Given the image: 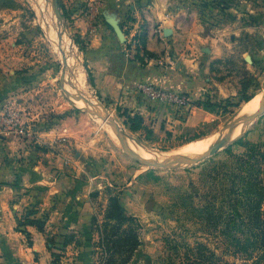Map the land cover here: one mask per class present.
<instances>
[{
    "label": "rangeland",
    "instance_id": "obj_1",
    "mask_svg": "<svg viewBox=\"0 0 264 264\" xmlns=\"http://www.w3.org/2000/svg\"><path fill=\"white\" fill-rule=\"evenodd\" d=\"M17 1L20 7L15 10V15L9 14L12 19L0 16V24L5 20L13 22L14 19H18L21 28L29 36L22 32L14 38L13 42L26 48L33 45L35 47L24 48L30 60L23 66L13 58L6 60L0 56L2 70L0 106L11 100L13 103L16 102V105L25 107L23 102L26 95L31 94L33 96L31 100L34 101V107L37 108L35 112L39 118V122H36L35 128L31 127V130H37L39 127L41 130H49L53 125L61 124L59 121L67 119L66 117L73 118L66 127L68 131H65L71 136V143H66L71 161L65 164L57 163L53 159V162L47 163L46 166L53 168L63 164L65 171H72L67 175L73 174L74 168L78 166L84 169L82 176L76 179L77 182L71 180L74 185L63 196L85 195L89 203L96 205L92 211L94 231L87 238L92 264H104L107 259L97 234L100 233L99 226L103 227L105 221L103 216L108 209L111 196H118L127 215L135 219L132 228L140 243L136 251L130 255L129 261L132 264H253V262H259L263 247L259 242V233L255 230L256 225L248 220L243 208L238 212L234 210L232 199L235 200L241 193L233 189L234 193H231V197L227 196L229 193L227 188L230 184L222 179H225L227 170L234 168V158L244 154L248 144L264 143V116L257 118L248 131L228 149H222L214 156L191 167L154 168L143 165L118 147L104 117L76 107L77 104L69 99V95L67 96L63 55L53 43V41L59 42V32L63 26L53 15L52 4L46 0H38L41 3L39 9L31 0ZM59 2L64 6L63 14H66L64 23L67 33L63 35V42L66 51L70 53V56L67 55L68 65L71 69H75V83L85 85L82 87L86 94L104 105L112 118L128 135L151 151L172 152L173 155L188 146H196L199 141L205 142L209 137L212 141L213 139L216 141L231 126L230 122L237 115L246 116L250 109L249 105L257 98V95L264 94V61H254L256 63L254 67H252L253 61L248 62L249 69L245 66L247 62H244L243 69L238 71L233 67L228 69L225 67V72L229 71L228 75L231 77H240V73H243V95L239 96L234 105L223 112L214 123L200 131L205 135L210 134L205 139L203 137L198 141L188 142L189 137L183 139L179 138V135L173 136L166 131L154 132L146 127L133 131L123 115L127 109L124 100L126 96L125 98L122 96L125 94V92L122 94V89L131 88L130 85L121 81L124 72L119 73L118 69L122 68L114 64L116 61L107 65L97 64L91 58L93 54L88 50L86 39L79 32L81 28L78 25L81 20L86 19V23L93 26L102 23L104 12L109 11L111 6L109 0H59ZM109 13H114L112 6ZM157 29L154 28V32L160 34L156 32ZM136 39L140 40L138 35L131 38L127 47H122L121 54L129 63H138L137 69H140L141 66L148 64L145 59L149 60L152 56H146V53H143V57H140L144 50L142 42L139 41L140 47L136 49L131 46L132 41ZM233 71L236 73L233 74ZM89 72L92 83L91 80L89 81ZM69 76H67L66 88H70L73 92ZM139 84L147 83L141 82L135 86ZM249 97H252L250 101H244ZM61 144L62 146H56L54 143L56 154H62L65 142ZM42 147L50 151L49 143L43 144ZM55 175L57 178L63 174ZM91 179H94L93 183ZM78 182L88 186L86 192L82 190L79 194L78 189L81 186L77 185ZM101 184L102 189H99ZM47 185L49 183L41 186L47 187ZM85 202L81 210L88 214L91 211L87 210L89 206ZM260 213L264 218V203ZM101 220H103L102 224L99 223ZM126 228L127 226L120 230L119 234L123 235ZM255 234H258L257 237ZM250 254L253 258L247 260ZM1 257L0 255V261ZM64 257L63 253H54L52 263L63 264Z\"/></svg>",
    "mask_w": 264,
    "mask_h": 264
},
{
    "label": "crops",
    "instance_id": "obj_2",
    "mask_svg": "<svg viewBox=\"0 0 264 264\" xmlns=\"http://www.w3.org/2000/svg\"><path fill=\"white\" fill-rule=\"evenodd\" d=\"M109 3L118 12L126 44L119 41L105 19L95 26L81 20L78 26L97 64L116 61L114 64L122 68L123 71L118 69L119 73L124 72L121 81L131 88L122 89V94L125 92L122 96H126L125 112L141 118L142 126L154 132L166 131L179 138L189 137V141L209 136L200 131L216 121L227 102L234 104L243 95V73L231 77L225 69L233 67L238 71L243 69L244 62L248 68V57L252 58V67L256 61H264V0H109ZM11 13L15 15L16 11L1 10L0 16L12 19ZM154 28L161 30L160 34ZM165 30L171 34L166 36ZM22 32L29 36L18 19L0 24V56L6 60L13 58L23 66L29 63L26 56L29 54L26 47L13 42ZM135 35L145 50L140 57L143 53L152 56L145 59L148 64L140 69L138 63H129L121 54L122 47H127ZM141 82L190 95L191 111L184 115L172 106L148 102L135 86ZM32 97L26 95L25 107L11 100L4 104L22 110L28 124L35 128L39 118ZM208 101L215 105L211 107L215 110L205 107ZM66 118L49 130L33 129L31 136L22 138L25 140L0 134L1 264H53L54 253L65 254L63 264H92L87 238L94 231L92 211L96 205L89 203L85 195L63 196L84 169L78 166L73 174L67 175L72 171H65L63 164L46 166L53 159L65 164L71 161L66 144L71 143V136L65 131L73 118ZM61 142H65V148L62 154H56V146H62ZM48 143L50 151L42 147ZM57 173L63 175L55 178ZM46 183L52 186H41ZM77 185L81 186L79 194L88 189L80 182ZM84 201L91 211L88 214L81 210ZM32 209L38 212L36 218H46L43 231L34 226L18 228V218ZM99 227L97 236L101 239L102 225Z\"/></svg>",
    "mask_w": 264,
    "mask_h": 264
},
{
    "label": "trees",
    "instance_id": "obj_3",
    "mask_svg": "<svg viewBox=\"0 0 264 264\" xmlns=\"http://www.w3.org/2000/svg\"><path fill=\"white\" fill-rule=\"evenodd\" d=\"M19 7V2L17 0H0V11L17 10ZM61 7L64 10L62 4ZM1 74L2 70L0 68V75ZM89 79L92 83L90 72ZM251 99L252 97L245 98L244 101L248 102ZM233 105L234 104H231V102H227L222 108L223 112ZM213 106L215 105L210 101L205 102V107L215 110L211 108ZM123 115L126 117L131 130L138 131L142 129L141 118L136 116L131 117L127 112H124ZM200 137L202 136H197L188 142L199 139ZM234 164V168L236 169L232 168L227 170L225 179H222V181H226L230 184L227 188L229 193L226 190L225 192L228 193L227 196L231 197V193H234L233 189L240 191L241 194H239L235 200L232 199L233 208L237 212L243 208L246 212L244 214L247 215L248 220L256 225L255 230L258 231L259 235L255 234V237L258 235L260 238L259 242L263 249L261 250V260L259 262H253V264H262V261H264V218H262L260 210L264 203V143L248 144L244 154L234 158ZM37 213L38 212L33 209L27 210L23 214L19 226H34L40 231H43L47 223L46 218H36ZM237 214L241 217L239 213ZM134 222L135 219L127 215L126 209L122 206L119 197L111 196L106 211L105 221L103 227H101L100 240L103 246V252H105L107 258L104 264H132L129 261L130 255L132 252L136 251L140 243L132 228ZM126 226L127 230L124 234H119V231ZM25 235L29 238V234L26 233ZM252 258V254H250L247 260Z\"/></svg>",
    "mask_w": 264,
    "mask_h": 264
},
{
    "label": "bare ground",
    "instance_id": "obj_4",
    "mask_svg": "<svg viewBox=\"0 0 264 264\" xmlns=\"http://www.w3.org/2000/svg\"><path fill=\"white\" fill-rule=\"evenodd\" d=\"M33 2V4H35L39 9L41 8V3L38 1V0H31ZM48 1L50 4H52V1L51 0H46ZM52 7H53V15L55 16V18L61 22L62 26H63V31L61 30L59 32V42L56 43L54 42L53 40V43L54 45L61 51L62 55H63V63H64V66H65V79L64 81L66 83H68V78L67 76L70 77V86L73 90V92L71 91V89H67L66 88V83H65V90H66V94L67 96L69 95V99L71 101H73L74 103H76L75 105L78 107V108H81V109H85L89 112H93L94 114H97V115H100L102 117H104L101 113H100V108L97 106L98 104L92 100L93 104L96 106V107H91L89 105H87V103L85 102V100L83 98H81V96H83L85 99H86V92L84 91V88L85 85H77L74 81V78H75V69H71V67H69L68 65V56H70V53L68 52V50L66 51L65 49V45H64V42H63V35H65V33H67L65 31V28H64V25H63V22L61 20H59L56 16V13H55V8L52 4ZM46 20V19H45ZM45 31V30H44ZM47 35V34H46ZM67 47V46H66ZM70 46H68L69 48ZM72 49V48H71ZM68 52V54H67ZM68 55V56H67ZM71 56H72V53H71ZM70 59V58H69ZM71 60V59H70ZM69 60V61H70ZM74 60V59H73ZM79 60V59H78ZM76 62V61H75ZM73 66V65H72ZM76 66V65H75ZM79 67H77L78 69ZM80 72V71H79ZM80 74V73H79ZM78 75V74H76ZM82 76V75H81ZM80 78V76H79ZM84 78V77H83ZM76 79V78H75ZM85 79V78H84ZM83 80V79H82ZM80 81V80H78ZM79 83V82H78ZM83 84H84V81H83ZM79 86V87H78ZM83 86V87H82ZM80 90V91H79ZM74 93V94H73ZM262 94V93H261ZM260 95V94H259ZM257 95L256 99H254L252 101V103L249 105L250 109L249 111L247 112L246 116L251 114L252 112H254L261 104V102L264 100V94L259 96ZM259 96V97H258ZM73 105V104H72ZM111 115V114H110ZM246 116L244 117H241L239 115L236 116V118H234L231 122H230V127L227 128V130H225L223 133H222V136L221 138L219 137L218 139H216V141L213 139V141L210 139V137L207 139V141H199L202 142V143H198L196 144V146H188V148H185L184 150H181V151H177L176 153H174L172 155V152H163V153H159V152H156V151H151L149 150L148 148H144L142 146H140L139 144H137L135 142V140H133L132 138H130L125 132V135L123 137V140L122 142L126 143L131 150H133L135 153L139 154L143 159L147 160V161H151V162H156V163H163L165 161H181V162H188L193 156H195L196 154H202L204 153L207 149H209L211 146H213L214 144L220 142L221 140L225 139V141H230L236 137H238L244 130H245V124L242 123L241 126H237L235 129H232L233 125L236 124L237 122L241 121L243 118H245ZM112 117V116H111ZM105 122L106 124H108V120L105 119ZM111 129V128H110ZM111 136L113 138V140L117 143V144H121V141H120V138L118 136V133L117 131L113 128L111 130ZM205 139V137H204ZM210 139V140H209ZM209 140V141H208ZM198 141V140H197ZM196 141V142H197ZM194 145V143H193ZM153 160V161H152Z\"/></svg>",
    "mask_w": 264,
    "mask_h": 264
},
{
    "label": "water",
    "instance_id": "obj_5",
    "mask_svg": "<svg viewBox=\"0 0 264 264\" xmlns=\"http://www.w3.org/2000/svg\"><path fill=\"white\" fill-rule=\"evenodd\" d=\"M51 1H52L54 8H55L56 16L59 20H61L63 22L64 28L66 31V25L64 23L66 17L63 14L61 3L59 2V0H51ZM104 19H105L106 23L109 25V27H111V29L114 31V33L116 34L119 41L122 44H125L126 43V36H125V33L123 32V30L121 28L120 21L118 19V13L117 12L109 13V11H105L104 12ZM169 34H171V31L165 30V35L168 36ZM247 61L252 63L251 57H248ZM89 81H90V79H89ZM86 95H87L86 99L83 96H81V98H83L85 100L87 105H89L93 108L96 107L92 102V100H94L98 104L97 106L100 108V113L104 116V118L106 120H108V124H109V127L111 128V130L114 128L117 131L118 136H119L120 141H121V144H117L115 141L114 142L118 145V147L120 149H122L124 152H126L129 156L137 159L143 165L154 167V168H188V167H191V166H193L199 162H202V161L206 160L207 158L214 156L215 154H217L222 149L228 148L232 144L236 143L248 131L249 127L253 124V122L257 118L264 116V100H263L261 102L260 106L254 112L247 115L241 121L237 122L236 124H234L232 126L233 127L232 129H235L240 124H242V123L245 124V130L238 137H236V138H234L228 142L225 141V139H223L220 142L211 146L204 153L196 154L188 162L183 163L181 161H170V160H168V161H165L163 163H156L153 160H152L153 162H151V161H147V160L143 159L139 154H137L133 150H131L130 147L126 143L122 142L123 137H124L126 132L111 117L110 113L108 112L107 108L104 105L99 103L95 98L89 96L88 94H86ZM123 132H125V133H123ZM128 136L130 138H132L130 135H128ZM132 139L135 140V142L137 144H139L140 146L146 148L143 144H141V142L137 141L134 138H132Z\"/></svg>",
    "mask_w": 264,
    "mask_h": 264
},
{
    "label": "built area",
    "instance_id": "obj_6",
    "mask_svg": "<svg viewBox=\"0 0 264 264\" xmlns=\"http://www.w3.org/2000/svg\"><path fill=\"white\" fill-rule=\"evenodd\" d=\"M156 32H161L157 29ZM140 40L132 41L131 46L136 49L140 47ZM137 91L142 98L150 103L158 105H168L174 107L178 112L188 115L193 107V101L190 95L174 92L157 87L153 84H139ZM31 126L25 119L22 110L7 103L0 108V134L4 136H14L15 138H24L32 135ZM94 179H91L93 183Z\"/></svg>",
    "mask_w": 264,
    "mask_h": 264
}]
</instances>
